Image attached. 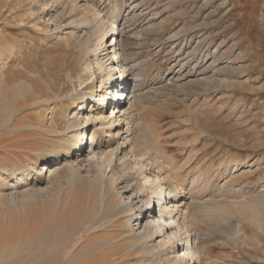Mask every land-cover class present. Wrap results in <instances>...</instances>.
<instances>
[{"label":"rangeland","instance_id":"obj_1","mask_svg":"<svg viewBox=\"0 0 264 264\" xmlns=\"http://www.w3.org/2000/svg\"><path fill=\"white\" fill-rule=\"evenodd\" d=\"M78 5L80 9L88 7L90 15L97 9L105 16L118 6L115 20L121 32L115 36L116 49L125 53L121 59H127L134 72L127 77L139 83L136 104L140 124L154 151L165 154V164L175 168L172 173L182 174L180 180L189 186L200 169L213 174L221 167L206 191L209 198L217 196V201L221 195L227 200L236 198L233 186H244L245 192L254 189V222L245 213L227 211L219 228L210 219L200 224L209 233L199 242L202 264H264V0H78ZM49 7L54 8L51 4ZM44 13L33 0H0V52L8 66L3 95L12 97L13 88L20 82L33 84L43 94L48 92L46 85L59 87L58 95L48 103L31 105L28 95L27 101L24 97L17 99L16 116L9 123L0 120V171L28 166L27 158L33 159L34 151L60 144L59 135L46 134L44 129L53 113L63 126L75 107L72 101H82L74 97L81 91L77 81L75 86L65 77L64 85L59 79L67 59L62 38L69 29L64 27L62 33L53 30L54 22L49 19L52 13ZM103 39L110 40L109 36ZM76 54L69 60V66L75 69ZM103 60L105 66L110 63L105 57ZM89 84L88 91L97 90L96 80ZM104 106L109 115L111 103L95 101L88 110L96 116L97 108ZM32 125L38 126V131ZM88 127L89 140L92 131L100 127L92 123ZM111 129L117 132L115 127ZM108 139L103 134L102 150ZM117 144L111 139V148ZM77 154L72 159H77ZM81 156L79 160L85 153ZM52 159L48 164L38 159L40 168H49L46 166L44 176L37 179L32 173L30 182L40 191L34 196L23 197L21 191L9 186L0 190V264H33L37 258V264H100L107 255L112 256L111 264H140L142 258L152 259L145 252L128 254L122 240L104 252L85 256L99 240L119 237L113 227L93 233L74 255L65 257L71 239L99 222L95 220L99 196L95 191L88 200L81 190L68 187L64 162L50 163ZM83 165L79 167L87 174L85 161ZM228 165L231 170L227 172ZM145 166L141 164L147 173L149 166ZM231 172L237 176L233 181ZM8 181L13 183L11 178ZM221 185L225 186L222 190ZM12 193L18 199L19 212L9 209L7 198ZM60 194L62 202L56 205L53 197ZM130 194L126 193L125 201ZM199 194L201 189L194 195ZM146 202L147 198L140 204L147 206ZM100 217L105 219L108 213ZM239 220L244 221L243 230L237 231Z\"/></svg>","mask_w":264,"mask_h":264},{"label":"bare ground","instance_id":"obj_2","mask_svg":"<svg viewBox=\"0 0 264 264\" xmlns=\"http://www.w3.org/2000/svg\"><path fill=\"white\" fill-rule=\"evenodd\" d=\"M33 3L38 5L42 13L46 10L52 13L49 19L54 22L53 30L61 32L64 27L69 29L68 34H64L63 38L61 35L59 37L64 39L67 46V59L63 62L64 67L61 70L64 75L62 74L63 76L59 79H62L64 85L67 84L65 77L67 80L70 79L75 86L77 81L81 91L77 92L74 97L82 101H72L75 105L72 109L73 113L69 114L61 127L53 111H50V114H53L44 131L46 134L59 135L60 144L50 150L34 151V158H27L28 166H15L12 169L9 167L0 171V190L9 186L13 190L21 191L23 197L34 196L40 191L30 182L32 173L36 179L43 177L46 166H48L44 165L45 167L40 168L38 159L48 164L53 158L50 163L56 160L58 161L56 164L64 162L63 169L66 168V173L63 179L67 181L68 187L76 192L81 190L88 200L92 198L95 191L97 192L99 200L96 205L95 220L99 222H93L71 239L65 257L74 255L93 233L113 227L118 230L115 229V232H118L119 237L99 240L98 246L85 256L93 255L95 252H104L106 248L122 240L127 246L128 254L140 255L139 253L145 252L152 258H142L140 264H202L203 253L199 250V242L204 236L209 235L200 227L204 219L214 221L219 228L220 223L223 222V215L228 211L234 215L245 213L249 220L254 222V211H252L254 209V189L245 192L244 186L239 188L233 186L232 189L238 195L236 198L232 197V200H227L226 196L222 197V195L219 201L216 200L215 195L209 198L206 191L213 184L221 167L217 169V173L213 174H205V171L200 169L187 186L183 180H180L182 174H173L172 170L175 168L171 164H165V154L154 151L151 139L147 138V133L140 124V109L136 104L140 99L137 94L139 83L137 84V79L127 77L134 72L129 61L121 59L122 54L125 53L116 49L118 38L115 36L118 31L121 32L115 20L118 6L115 5L111 13L105 16L97 9L90 15L88 7L80 9L78 0H33ZM50 4L54 6L53 10L49 7ZM105 36H109L110 40L102 41ZM124 46L125 41L122 42V47ZM75 53H77L76 69L69 66V60ZM89 57L92 58L91 62H88ZM104 57L110 61L107 66L104 65ZM5 61L0 52V120L4 123H9L18 113L17 99L28 95L31 100L30 104L35 106L46 103L58 95L59 87L46 85L48 92L43 94L28 82L17 83L12 90L14 91L12 97L3 95L4 90H7L6 77H4L7 66ZM127 79H130L129 83ZM95 80L98 82L97 90L94 91L98 93L96 97L94 92L88 91L89 82ZM119 80L125 81L119 84ZM109 100H116L119 104L113 109L115 114L111 112L106 115V106L101 107L102 109L98 107L96 116L88 110V105L95 101L97 104L104 105ZM42 121L44 122V119ZM91 123L95 128L100 127V129L93 130L88 140L90 132L88 125ZM112 126L117 129V132L115 130L114 133ZM30 127L35 130L39 128L36 125ZM103 134L109 137L105 142V149L111 146V139L117 140L119 144L115 148L110 147L108 152H104L105 149L102 150ZM75 152L78 153L77 159H72ZM84 153V159L79 160L78 158ZM84 161L88 169L87 174H83L79 167ZM141 164L146 165L145 167L149 166L147 173L142 170ZM108 166L111 168L107 173ZM229 170H231V165L225 168V171ZM230 174V180L233 181L237 176H234V172ZM56 175H59V172ZM8 178H11L13 183H9ZM223 187L225 186L221 185L220 189H224ZM197 189H201L202 194L195 196ZM122 190L127 192L123 193ZM126 193H131L128 201H125ZM146 198L148 205L140 204ZM7 199L9 209L19 212L20 207L16 194H10ZM53 199L56 205L62 202L61 194ZM222 203L227 206L222 207L220 205ZM103 212L108 213L105 219L99 218ZM152 215L153 218L155 216V220H149ZM134 221L137 222V228L132 224ZM231 221L229 225L233 222ZM243 223L242 220L237 222L236 227L239 229L237 231L243 230ZM156 238H160L159 241ZM46 249L47 253L50 252V249L47 247ZM109 256H105L100 264H111L113 259ZM39 262L40 259L37 258L33 264Z\"/></svg>","mask_w":264,"mask_h":264}]
</instances>
